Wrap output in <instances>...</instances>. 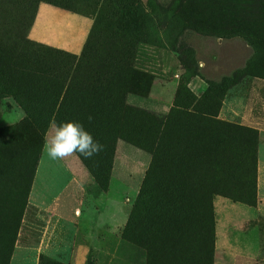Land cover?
<instances>
[{"label": "rangeland", "instance_id": "1", "mask_svg": "<svg viewBox=\"0 0 264 264\" xmlns=\"http://www.w3.org/2000/svg\"><path fill=\"white\" fill-rule=\"evenodd\" d=\"M53 1L88 22L82 49L74 55L26 39L23 29L36 0H0V21L19 38L22 61L82 56L83 64L73 74L79 94L71 96L75 106L66 113L73 109L98 119L106 113L101 100L95 105L98 96L85 90L90 77L95 82L109 78L112 98L127 83L121 98L125 109L121 121L85 129L103 150L91 158L76 153L81 165L68 157L52 160L43 150V132L0 130V264L74 263L52 258L54 245L42 246L44 206L54 203V191L60 188L77 194L85 190L79 198L90 206L107 198L124 202L127 209L139 204L132 219L137 216L140 222L130 227L124 242L109 235V243L98 245L132 264L143 254L146 264H183L184 256L175 254L182 239L188 243L182 250L190 251L188 263L213 264L218 232L257 240L264 248V189L260 195L257 191V161L264 155V131L259 130L264 127V0ZM26 42L50 56L33 55L35 48ZM229 93L240 117L248 120L233 124L218 118ZM6 113L0 108V126ZM250 113L259 120L248 118ZM189 137V169L163 167L153 195L135 197L152 156L124 140L149 146L150 140ZM120 140L124 142L117 147ZM173 144L164 154L178 158ZM72 174L80 179L72 180ZM230 185H235L232 193L225 188ZM65 198L68 205L73 202L71 196ZM148 237L158 241L150 245ZM104 263L105 258H90V264Z\"/></svg>", "mask_w": 264, "mask_h": 264}, {"label": "crops", "instance_id": "2", "mask_svg": "<svg viewBox=\"0 0 264 264\" xmlns=\"http://www.w3.org/2000/svg\"><path fill=\"white\" fill-rule=\"evenodd\" d=\"M88 28V22L71 11L39 1L33 7L32 20L24 27L22 36L37 44L77 55L87 38ZM15 57L16 50L0 21V77L12 64ZM0 108L8 112L3 116V122L6 123L0 126V130L17 125L26 118L24 108L13 96L1 98ZM217 115L219 119L233 124L239 121L243 122V119L248 120L247 117H240L237 109L234 108L231 93L222 101ZM257 116L250 113L248 118L259 120ZM259 130L264 131V127ZM121 142L124 141H118L117 147ZM125 144L132 146L126 142ZM133 147L138 151H143L140 148ZM123 148L125 152L130 150L129 147ZM137 156L143 159V155ZM68 158L70 162L81 165L75 154ZM257 164V191L260 195V192L264 189V155L258 156ZM148 166L143 168L135 197L140 191ZM82 168L85 169L83 166ZM113 170L114 166L112 173ZM54 176L58 180L64 179V176L60 174ZM72 176V180L80 179L79 176L74 174ZM86 176H89L90 179L88 173H86ZM60 189L54 191V203H46L44 206V211L47 214L44 231L42 232V246L48 249L47 245H54L55 255L51 257L64 261L72 260L74 261L73 264H90V258L93 261L100 257L107 259V263L104 264H132L131 260L125 256H120L119 253L109 250L105 251L98 245L109 243V235L116 236L114 239L116 241L121 240L120 243L124 242L120 235L127 225L133 205L127 209L124 202L120 200L108 202L110 198H107L103 203L90 206V202H84V198H79V195L86 193L85 190L79 191L77 194L74 189L66 188L65 191H63V188ZM63 196H71L73 202L68 205L66 203L67 199H63ZM92 212H94V216H92ZM105 233L107 234L106 238L102 235ZM185 242L184 239L180 241L179 245L183 244L182 248L176 250L175 254L179 258L181 255L184 256L181 259L184 261L183 264H190L187 262L190 259L189 249L186 253L185 251L182 252L183 247L188 245L187 242L185 245ZM213 255V264H264V248L261 242L238 235L222 234V232L215 235ZM145 259L146 255H141L136 264H146Z\"/></svg>", "mask_w": 264, "mask_h": 264}, {"label": "trees", "instance_id": "3", "mask_svg": "<svg viewBox=\"0 0 264 264\" xmlns=\"http://www.w3.org/2000/svg\"><path fill=\"white\" fill-rule=\"evenodd\" d=\"M39 1L47 2L55 6L57 5L53 0H36V3ZM36 3H34V5ZM30 13V17L32 20L33 8ZM4 28L7 36L9 37L12 45L16 50V57L12 64L0 77V99L5 96H13L17 100V102L24 108L26 112V118L17 126H11L3 130H33L41 133L43 132L45 135L46 129L50 121H52L53 119H55L58 123L66 121L79 122L83 125L84 129H89L90 127V131L93 130L92 128H98L100 125H111L116 121L117 118L121 121L124 113L123 109H125L122 104L123 99L121 100V98H123L125 91H127V83L119 90L118 93H115L112 98L107 86L110 83L109 78H102L101 82H95L93 80L95 79V77H90V80H88V82H90V86L85 88V90L88 89L90 90V93L92 95L98 96L99 99L97 100L95 105H98L101 100L105 106V110L107 109L106 113L101 119H98L100 117H91V119H89V117L85 115L77 114L73 109L71 110L72 112L70 114H67L66 109H69L67 107L75 106V101H72L71 96L79 94L78 89L80 86V82L75 80L73 74L83 64V57H75L68 54H66L67 56H65L59 54V56L57 57L58 59L46 63H44L43 61H35V59L30 61H22V52L16 45V42H18L19 38H13L5 24ZM27 44H31L35 48L34 50H30L33 55H43L39 57L42 59L50 56L48 50H40L39 52H36V44ZM25 54L26 53H24V55ZM63 64H65L66 66ZM46 67L48 68L44 69ZM64 67H68V71L65 72ZM59 68H61L62 70H58ZM95 83L100 87L98 88ZM120 83L121 79L119 78V84ZM105 100L107 102H105ZM124 141L147 151L152 156L140 191L137 195L138 198L141 195L152 196L154 191L159 188V183L157 181L158 176L162 177L163 167L173 168L171 167L172 165L176 164L177 167L181 164V166L185 165V167L189 169L191 165V162L188 161L190 156L185 155V150H188V154L191 155L190 145L192 144V140H190V137L185 141L176 140L172 142H162L161 140L158 141V139L156 141L150 140L149 146L139 143H133L128 140ZM182 142L185 143V148L183 147ZM171 143H174V149L178 151V158L168 155V153L164 154L166 149H172ZM163 144H165V146ZM181 149L182 151H180ZM103 152H105V149ZM103 154L104 153H102V155ZM228 158L231 159L232 157ZM222 160L226 163V160H224L223 158ZM217 169L218 166L216 167V171ZM228 171L232 172L234 171V169L229 168L228 166ZM189 172L190 170H187L186 174H189ZM225 188L228 189V193H232L234 191L235 185H230L229 188L228 186H225ZM138 207L139 204H133L127 225L123 231V239L127 236V232L130 230V227L136 226L140 222L137 219V216H135L134 222L132 219L133 213L137 210ZM144 239L147 241L146 243H149L150 245H153L158 241V238L152 237ZM149 252H151V250Z\"/></svg>", "mask_w": 264, "mask_h": 264}, {"label": "clouds", "instance_id": "4", "mask_svg": "<svg viewBox=\"0 0 264 264\" xmlns=\"http://www.w3.org/2000/svg\"><path fill=\"white\" fill-rule=\"evenodd\" d=\"M43 150L52 160L64 159L76 153L91 158L99 154L103 146L79 122L58 123L53 119L44 135Z\"/></svg>", "mask_w": 264, "mask_h": 264}]
</instances>
